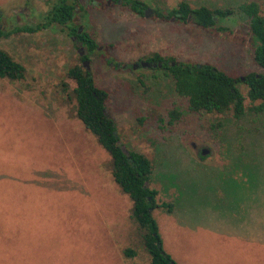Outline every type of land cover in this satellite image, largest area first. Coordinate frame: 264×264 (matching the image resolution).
<instances>
[{
	"label": "rangeland",
	"instance_id": "1",
	"mask_svg": "<svg viewBox=\"0 0 264 264\" xmlns=\"http://www.w3.org/2000/svg\"><path fill=\"white\" fill-rule=\"evenodd\" d=\"M52 1L0 0V29L34 26ZM141 1L153 14L78 0L87 11L77 8L75 22L98 45L87 60L56 26L0 38V49L25 68L20 81L0 79V264H150L110 156L76 117L67 71L86 69L85 61L95 85L109 93L120 143L151 161L148 187L158 204L172 205L153 210L164 252L177 264H264V113L239 121L231 113H192L162 65L141 66L154 53L209 63L243 79L236 88L246 97L245 77L264 70L239 13L216 20L228 29L216 36L191 23L160 22L154 12L182 1L210 9L256 1L264 15V0ZM173 109L181 118L169 125ZM214 123L221 126L212 131ZM201 148L210 152L199 159Z\"/></svg>",
	"mask_w": 264,
	"mask_h": 264
},
{
	"label": "trees",
	"instance_id": "2",
	"mask_svg": "<svg viewBox=\"0 0 264 264\" xmlns=\"http://www.w3.org/2000/svg\"><path fill=\"white\" fill-rule=\"evenodd\" d=\"M106 1L90 0V5L100 9ZM111 4L120 5L134 15L144 17L146 4L141 0H111ZM77 8L81 12L87 11L86 6H82L78 0H53L39 23L34 26L15 25L9 30L0 29V38H8L19 33L33 34L56 26L67 36L76 39L79 48L87 52L80 59L87 60L89 55L97 50L98 45L87 32H79V24L75 22ZM235 13H239L245 19L253 46L254 63L264 70V15L258 2H243L236 9L232 7L210 9L206 6L194 8L182 1L176 8L167 12L155 11L154 15L160 22L182 25L191 23L217 36L225 34L228 29L219 26L216 20L228 19ZM146 62L162 65V69L167 71L174 82L175 92L186 100L187 109L192 113L219 115L231 113L237 121L247 113L256 116L264 113V73H249L245 77L248 99L246 106L244 102L246 97L236 88L241 78L232 77L214 65L169 62V59L156 53L146 59ZM24 77V66L8 52L0 49V79L14 82ZM67 77L74 85L72 94L76 102L77 119L110 156L113 181L132 202L131 219L140 231L142 245L150 258V264H177L164 252L158 224L153 216L154 209L159 207L168 211L172 209V205L167 202L158 204L156 201L158 192L148 187L153 173L151 161L144 154L130 150V159H128L121 151L122 144L114 120L109 114L104 113L109 100L108 91L97 87L90 73L82 66L69 68ZM168 116V124L173 125L181 118V113L173 109L168 112ZM139 121L142 124L145 119ZM217 126H221V123L211 124L210 129L214 131ZM124 253L127 256H135V253L129 249Z\"/></svg>",
	"mask_w": 264,
	"mask_h": 264
},
{
	"label": "water",
	"instance_id": "3",
	"mask_svg": "<svg viewBox=\"0 0 264 264\" xmlns=\"http://www.w3.org/2000/svg\"><path fill=\"white\" fill-rule=\"evenodd\" d=\"M151 14H153V11L152 10H150L149 8H147V9H145V11H144V17H148L149 15H151ZM81 31V28H79V32ZM83 66H85V70L87 71L88 70V67H87V61H85L84 63H83ZM141 66L142 67H149L150 66V64L149 63H146V62H142L141 63ZM161 66V64L159 63L158 64V67H160ZM241 80H243V79H241ZM104 113L107 115L108 114V111H107V109H105L104 110ZM121 151L123 152V154L128 158V159H130V152H129V150L126 148V146H124V145H121ZM209 149H203L202 150V153H201V155L202 156H206L207 154H209Z\"/></svg>",
	"mask_w": 264,
	"mask_h": 264
},
{
	"label": "crops",
	"instance_id": "4",
	"mask_svg": "<svg viewBox=\"0 0 264 264\" xmlns=\"http://www.w3.org/2000/svg\"><path fill=\"white\" fill-rule=\"evenodd\" d=\"M258 242H260V240H252L251 241V246H256V245H258ZM250 251H251V253H255V252H257V253H259L260 251H259V247H257V248H254V247H250ZM250 251H249V249L247 250V253H250ZM184 260H185V258H183ZM258 262L260 263V259H258ZM230 263H231V261H230ZM184 264H185V262H184Z\"/></svg>",
	"mask_w": 264,
	"mask_h": 264
},
{
	"label": "flooded vegetation",
	"instance_id": "5",
	"mask_svg": "<svg viewBox=\"0 0 264 264\" xmlns=\"http://www.w3.org/2000/svg\"><path fill=\"white\" fill-rule=\"evenodd\" d=\"M149 64H150V66H152V65H153V66L157 65V67H158V64H159V63L156 64V63L153 62L152 65H151V63H149ZM160 67H161V66H160ZM192 147L195 148L196 150L199 149V146H196L195 144H192ZM202 150H203V149L201 148V149H200V154L202 153ZM198 158L201 159V158H203V157H202V155H201V156H199Z\"/></svg>",
	"mask_w": 264,
	"mask_h": 264
}]
</instances>
